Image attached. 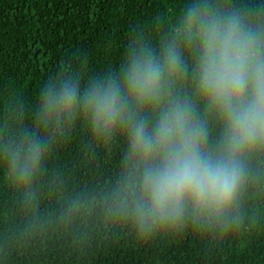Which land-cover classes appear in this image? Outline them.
Instances as JSON below:
<instances>
[{
    "label": "clouds",
    "instance_id": "9594fccd",
    "mask_svg": "<svg viewBox=\"0 0 264 264\" xmlns=\"http://www.w3.org/2000/svg\"><path fill=\"white\" fill-rule=\"evenodd\" d=\"M166 23L139 30L107 72L49 78L34 128L0 136L22 207H35L48 155L79 124L98 146L122 142L120 169L104 192L68 198L57 226L95 218L144 240L244 226L250 190L264 196V5L184 0Z\"/></svg>",
    "mask_w": 264,
    "mask_h": 264
},
{
    "label": "trees",
    "instance_id": "16d2710c",
    "mask_svg": "<svg viewBox=\"0 0 264 264\" xmlns=\"http://www.w3.org/2000/svg\"><path fill=\"white\" fill-rule=\"evenodd\" d=\"M183 2L0 0V136L34 128L39 90L49 78L69 69L107 72L139 30L166 31ZM121 150L120 141L96 145L77 124L48 155L34 208L21 206L20 193L0 170V264H264V196L252 190L244 226L223 237L186 229L144 240L95 218L57 226L68 198L107 189L119 172ZM37 218L46 226L32 231Z\"/></svg>",
    "mask_w": 264,
    "mask_h": 264
}]
</instances>
